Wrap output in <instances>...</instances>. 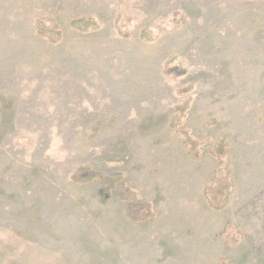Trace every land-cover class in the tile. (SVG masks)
I'll use <instances>...</instances> for the list:
<instances>
[{
	"label": "rangeland",
	"instance_id": "rangeland-1",
	"mask_svg": "<svg viewBox=\"0 0 264 264\" xmlns=\"http://www.w3.org/2000/svg\"><path fill=\"white\" fill-rule=\"evenodd\" d=\"M173 56L187 75L163 73ZM180 104L198 162L171 127ZM224 141L233 187L215 210ZM79 167L121 180L106 194ZM124 188L155 218L131 221ZM223 258L264 264V0H0V264Z\"/></svg>",
	"mask_w": 264,
	"mask_h": 264
},
{
	"label": "trees",
	"instance_id": "trees-1",
	"mask_svg": "<svg viewBox=\"0 0 264 264\" xmlns=\"http://www.w3.org/2000/svg\"><path fill=\"white\" fill-rule=\"evenodd\" d=\"M80 20L74 19L72 20V26L75 28H80L78 23ZM116 29L117 32L126 37H130V33L126 30V24L121 21H116ZM42 36L49 38L51 40H58L61 34V30L59 27L57 29L51 30L49 29L44 21L42 20L40 23V32ZM144 40L151 41L153 37L143 31L140 36ZM176 57L173 56L169 58L164 65L163 73L167 76L179 78L188 74L187 68L183 63L179 62L174 64ZM191 86V85H190ZM190 86L183 87L179 89V93L187 92ZM183 105H176L173 108V114L175 115V119L171 124L172 129L175 134L181 139L183 144L187 149V153L191 156L194 161L201 160V149H200V141L194 138L188 129L182 124V111ZM224 142H220L219 145L211 147L208 152L209 154L217 160V168L214 172V177L212 179V183L208 185L205 189L204 196L208 201L209 205L213 207L215 210L224 209L230 199L231 189L233 187V183L231 182V172L230 170H226L224 167V158H226L227 152L225 150ZM115 176V175H114ZM114 176L108 177L99 172H93L86 167H79L73 174L72 179L75 183H87L91 181H97L102 186L103 191L106 194H112L113 189L115 188V183L121 180V177L113 178ZM120 198L128 203L131 206L127 210L128 218L133 222H145L152 218H155L156 212L154 211L151 203L137 202L136 192L134 190L124 188L120 194ZM226 240L231 244L233 243V236L229 231H225ZM220 264H235L231 261L223 258L220 261Z\"/></svg>",
	"mask_w": 264,
	"mask_h": 264
}]
</instances>
